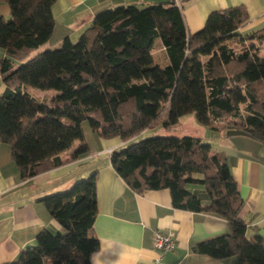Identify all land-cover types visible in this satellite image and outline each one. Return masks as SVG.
Masks as SVG:
<instances>
[{"label": "trees", "instance_id": "1", "mask_svg": "<svg viewBox=\"0 0 264 264\" xmlns=\"http://www.w3.org/2000/svg\"><path fill=\"white\" fill-rule=\"evenodd\" d=\"M0 1L11 10L10 18L0 15L6 54L0 55V142L10 146L23 179L88 153L84 120L101 138L129 140L148 128L171 130L180 117L194 114L214 131L235 126L264 141V25L239 32L249 18L244 8L214 11L203 29L189 34L177 4L120 5L98 13L77 41L67 36L59 47L31 57L54 33L56 0ZM155 38L168 52L164 65L154 60ZM24 86L59 93L45 102ZM110 160L134 191L167 188L175 208L226 219L228 231L197 243L196 252L264 264V238L247 236L239 216L243 198L227 157L202 137L156 135L112 151ZM96 181L94 172L42 198L63 230L43 229L35 245L6 264H93L100 248ZM194 183L208 191V205L188 189Z\"/></svg>", "mask_w": 264, "mask_h": 264}, {"label": "crops", "instance_id": "2", "mask_svg": "<svg viewBox=\"0 0 264 264\" xmlns=\"http://www.w3.org/2000/svg\"><path fill=\"white\" fill-rule=\"evenodd\" d=\"M156 3L177 4L189 34L203 29L212 12L230 7H242L248 13L249 18L239 32L248 33L264 25V0H56L54 33L36 51L57 48L67 36L77 41L103 10ZM0 7L1 15L10 18L9 5ZM153 46L156 63L166 64L168 52L160 38L154 39ZM158 54L159 58H155ZM0 55L5 56V51ZM4 90L0 77V95ZM22 91L28 92L26 86ZM84 134L88 153L26 179L20 175L10 146L0 142V264L15 261L22 250L35 245L43 229L62 231V225L50 214L42 198L65 191L94 172L98 200L94 232L100 248L92 255L93 264H239L236 256L215 258L195 251L197 243L228 231L226 219L205 211L175 208L167 188L138 193L114 170L111 152L125 147L134 138H101L93 129L84 130ZM203 134L200 137L227 157L243 198L239 216L247 224V236L259 234L264 238V141L235 126L221 131L207 127ZM70 152L63 157L67 158ZM187 187L204 205L210 203L203 185L194 183ZM86 191L91 192L90 185ZM157 231L174 232L176 248L161 254L155 247Z\"/></svg>", "mask_w": 264, "mask_h": 264}, {"label": "rangeland", "instance_id": "3", "mask_svg": "<svg viewBox=\"0 0 264 264\" xmlns=\"http://www.w3.org/2000/svg\"><path fill=\"white\" fill-rule=\"evenodd\" d=\"M0 4H5L4 2L0 1ZM0 15H1V7H0ZM45 45V44H44ZM44 45H42L44 47ZM54 49V48H53ZM42 51H45L44 49ZM3 53V49L0 48V54ZM38 53V51L34 52L31 56H35ZM159 55H156L155 58H159ZM259 55L264 57V44L260 45V50H259ZM16 63V65L21 64V61H14ZM157 62V61H155ZM28 93L36 98L39 99L41 101H45L48 102L54 95L58 94L59 91L55 90V89H50V90H42V89H38V88H34V87H30V86H26ZM237 96L239 98L240 101V105L242 108L245 107V104L247 102V97L245 95V92L243 89H240L237 91ZM46 97V98H45ZM42 98V99H41ZM193 118V119H191ZM82 126L83 129L88 132L89 130H92L90 123L88 120H84L82 122ZM204 128H207L204 125L199 124L196 121V118L194 116V114H186L183 117L180 118V122L179 124L171 129V130H167V129H163L160 127L157 128H148L145 129L144 131H142L140 134H138L137 136L133 137L134 139L128 143L126 146L130 145L133 142H137L149 137H153L156 135H164V136H183V135H195V136H201L204 135ZM207 130V129H206Z\"/></svg>", "mask_w": 264, "mask_h": 264}, {"label": "built area", "instance_id": "4", "mask_svg": "<svg viewBox=\"0 0 264 264\" xmlns=\"http://www.w3.org/2000/svg\"><path fill=\"white\" fill-rule=\"evenodd\" d=\"M177 242L174 232H160L157 231L155 239V247L161 254L174 250Z\"/></svg>", "mask_w": 264, "mask_h": 264}]
</instances>
